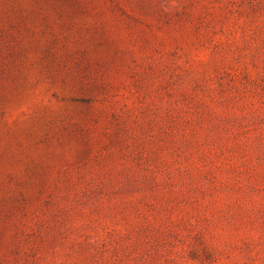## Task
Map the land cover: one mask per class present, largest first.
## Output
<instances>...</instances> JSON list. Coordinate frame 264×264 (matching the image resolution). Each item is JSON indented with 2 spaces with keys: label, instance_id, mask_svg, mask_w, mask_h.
Returning a JSON list of instances; mask_svg holds the SVG:
<instances>
[{
  "label": "rangeland",
  "instance_id": "1",
  "mask_svg": "<svg viewBox=\"0 0 264 264\" xmlns=\"http://www.w3.org/2000/svg\"><path fill=\"white\" fill-rule=\"evenodd\" d=\"M0 264H264V0H0Z\"/></svg>",
  "mask_w": 264,
  "mask_h": 264
}]
</instances>
